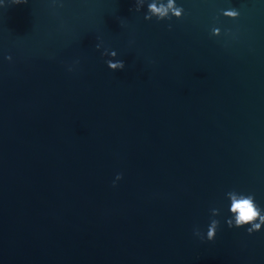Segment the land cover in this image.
I'll list each match as a JSON object with an SVG mask.
<instances>
[{
    "label": "water",
    "instance_id": "1",
    "mask_svg": "<svg viewBox=\"0 0 264 264\" xmlns=\"http://www.w3.org/2000/svg\"><path fill=\"white\" fill-rule=\"evenodd\" d=\"M151 2L0 0V264H264V0Z\"/></svg>",
    "mask_w": 264,
    "mask_h": 264
},
{
    "label": "clouds",
    "instance_id": "2",
    "mask_svg": "<svg viewBox=\"0 0 264 264\" xmlns=\"http://www.w3.org/2000/svg\"><path fill=\"white\" fill-rule=\"evenodd\" d=\"M12 4H22L27 3L28 0H11ZM145 0H137L135 11H140L143 7ZM0 6H5L0 4ZM184 9L181 6L176 4V0H167L165 3L164 0H152L151 3H148V13L145 15L146 20H151L153 17H156L158 20L169 19L171 20L173 16L180 19L183 17ZM225 16L230 18H237L240 13L237 10H227L223 13ZM171 27V26H169ZM220 29L214 28L213 33L219 34ZM97 48L100 45H96ZM111 55L112 57L117 56L116 51H111L110 53L106 50L104 55ZM11 60V56L8 57ZM108 67L113 71L124 70L126 65L122 60L113 62V60L106 61ZM123 174H117L116 180H121ZM115 186V183H114ZM228 198L231 201L230 212L232 213V218L227 220L228 226L242 228L249 226L247 231L249 234L253 232L260 231L262 226H264V209H261L255 202V197L252 194H243L238 193L235 190L227 193ZM213 215H219V209L212 210ZM220 222L213 219L207 231V239L214 241L216 238L217 230L219 228ZM195 234L200 236L203 239V235L199 230H196Z\"/></svg>",
    "mask_w": 264,
    "mask_h": 264
}]
</instances>
